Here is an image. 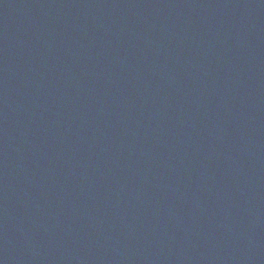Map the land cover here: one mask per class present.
Listing matches in <instances>:
<instances>
[{
  "label": "water",
  "instance_id": "95a60500",
  "mask_svg": "<svg viewBox=\"0 0 264 264\" xmlns=\"http://www.w3.org/2000/svg\"><path fill=\"white\" fill-rule=\"evenodd\" d=\"M0 264H264V0H0Z\"/></svg>",
  "mask_w": 264,
  "mask_h": 264
}]
</instances>
